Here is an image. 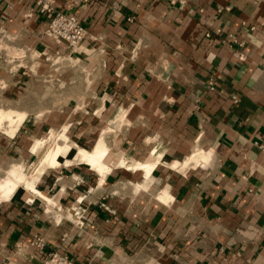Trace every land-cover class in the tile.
Returning <instances> with one entry per match:
<instances>
[{"label":"crops","instance_id":"crops-1","mask_svg":"<svg viewBox=\"0 0 264 264\" xmlns=\"http://www.w3.org/2000/svg\"><path fill=\"white\" fill-rule=\"evenodd\" d=\"M52 3L87 30L76 68L44 59L67 52L43 33L49 13L0 0L15 36L0 52V108L25 115L0 130V171L30 162L51 131L74 150L36 183L51 201L19 188L0 200V264H41L35 234L77 264H264V0ZM100 139L97 170L76 155ZM200 148L211 163L183 167Z\"/></svg>","mask_w":264,"mask_h":264},{"label":"bare ground","instance_id":"bare-ground-1","mask_svg":"<svg viewBox=\"0 0 264 264\" xmlns=\"http://www.w3.org/2000/svg\"><path fill=\"white\" fill-rule=\"evenodd\" d=\"M24 116L25 115L22 112L0 108V123L2 124L3 120L5 118H8V120L6 119L7 125L5 124L6 128L4 129V131L8 133V135H12L15 132ZM67 140L68 138L65 134L51 131L50 135L46 139L40 141L38 140L32 146V151L34 152V154L38 155V158L37 161L31 163L26 172L24 171L23 166H21L20 164H11L12 166H9L10 168L7 171L5 177L0 178V200L8 199L17 188L21 187L24 190V195L21 196H24L27 199L40 197L43 199H47V201H51L52 199L48 195L44 194V192L42 193L36 188V183L39 180L41 174L47 168L55 167L60 164V162L57 160V156L64 149L65 145L67 144ZM106 149V145L104 144L103 140L100 139L95 144L92 151H85L83 148H80L78 151L77 159H79V161H88L89 163H91L89 164V166L92 165L91 167H94L97 170H101L103 169L102 166L104 165H102L100 159L106 152ZM211 161V151H206L200 148L192 151L191 155L189 157H186L182 166L188 167L190 164L195 165L197 163H200L202 166H206L210 164ZM103 162L105 161L103 160ZM177 164L178 162H174L172 163V166L177 167ZM151 165L139 164V167L143 168L146 176H148L152 167Z\"/></svg>","mask_w":264,"mask_h":264},{"label":"built area","instance_id":"built-area-1","mask_svg":"<svg viewBox=\"0 0 264 264\" xmlns=\"http://www.w3.org/2000/svg\"><path fill=\"white\" fill-rule=\"evenodd\" d=\"M52 2L53 0H34V4L41 10V12L49 13L43 33L50 37L57 44L64 45L67 48V52L60 53L59 51H56L54 55L44 56V59L49 61L51 65L55 64L57 69L61 68L66 70L76 68L78 67V59H76L74 54L80 52L82 49L83 41L87 36V30L76 14L58 10L54 7ZM31 14L32 12L29 10L24 15L29 17ZM14 37L15 36L8 34L5 28H0V52H4L5 55L7 54L9 48L8 44H6V41H11L14 39ZM26 49L34 58L41 56L40 53H37V51L35 52L30 48ZM14 54H22L19 56H24L26 53H23V50H18ZM103 64L104 62L102 65ZM83 73L85 74V81L91 78V69L88 67L83 69ZM1 86L2 85L0 84V87ZM208 86L209 90H214L213 81H209ZM233 100L238 101V98L233 96ZM260 147L262 150H264L263 144H260ZM83 213L84 208L81 206H77L73 209L75 225L80 226L82 224ZM29 243L41 250V264H77L65 252L59 251L57 249H46V242L39 234H35Z\"/></svg>","mask_w":264,"mask_h":264},{"label":"rangeland","instance_id":"rangeland-1","mask_svg":"<svg viewBox=\"0 0 264 264\" xmlns=\"http://www.w3.org/2000/svg\"><path fill=\"white\" fill-rule=\"evenodd\" d=\"M71 75H72V73H71ZM5 117V116H4ZM119 118H120V115L118 116ZM8 120V118H5L4 120ZM4 120H3V122H2V124L0 123V130H4L5 128H6V126L4 127ZM6 120V121H7ZM67 144L65 145V147H64V149L62 150V152L60 153V154H65V152H69V154H68V157H70V155L72 154V152L74 151L73 149H72V147H71V145H72V143H71V141L68 139L67 141ZM80 149V148H79ZM79 151V150H78ZM59 154V155H60ZM58 155V156H59ZM77 155H78V152H77ZM77 155H76V158H77ZM36 156V157H35ZM58 156H57V160H58ZM37 158H38V156L37 155H33V157L30 159V162H28L27 164H24V165H22V164H20L19 162H17L18 164H20L21 166H23V168H24V171L26 172L27 171V169L29 168V166L31 165V163H34V161H37ZM79 158V157H78ZM59 161V160H58ZM70 160H66V162H69ZM60 162V161H59ZM7 174V172H1L0 171V178H4L5 177V175ZM18 191V193L19 194H22L23 192H24V190L21 188V187H19V189L17 190Z\"/></svg>","mask_w":264,"mask_h":264}]
</instances>
